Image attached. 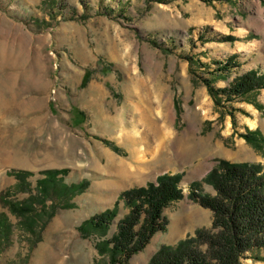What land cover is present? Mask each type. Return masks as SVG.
I'll list each match as a JSON object with an SVG mask.
<instances>
[{
  "label": "rangeland",
  "instance_id": "374dc122",
  "mask_svg": "<svg viewBox=\"0 0 264 264\" xmlns=\"http://www.w3.org/2000/svg\"><path fill=\"white\" fill-rule=\"evenodd\" d=\"M0 46V264H113L122 192L180 174L166 230L129 260L149 264L212 227L192 183L214 194L220 161L264 165V87L217 90L264 73V0H0ZM139 157L133 175L113 165ZM244 256L264 264V247Z\"/></svg>",
  "mask_w": 264,
  "mask_h": 264
},
{
  "label": "trees",
  "instance_id": "16d2710c",
  "mask_svg": "<svg viewBox=\"0 0 264 264\" xmlns=\"http://www.w3.org/2000/svg\"><path fill=\"white\" fill-rule=\"evenodd\" d=\"M88 81L87 76L83 85ZM209 87L216 97V90ZM260 87H264V73L252 70L228 88L217 90L226 99H233ZM247 140L254 143L250 137ZM180 180V174H163L154 182L122 192L129 213L119 221L117 232L108 240L113 264H130V258L142 251L156 232L166 230L168 219L164 209L184 197ZM203 181L215 193L205 192L202 182H195L190 185L189 196L212 210V227L197 230L195 236L176 246L163 245L149 264H242L246 252L264 247V165L222 160ZM116 211L113 208L97 215L91 225L104 230L116 217ZM13 212L25 214L28 209Z\"/></svg>",
  "mask_w": 264,
  "mask_h": 264
},
{
  "label": "bare ground",
  "instance_id": "6f19581e",
  "mask_svg": "<svg viewBox=\"0 0 264 264\" xmlns=\"http://www.w3.org/2000/svg\"><path fill=\"white\" fill-rule=\"evenodd\" d=\"M2 47V48H1ZM3 46H0V54H2L3 53ZM2 51V52H1ZM170 113V112H169ZM161 119V118H160ZM163 119V118H162ZM161 119V120H162ZM164 120H165V118H164ZM161 134V133H160ZM160 134H159V136H160ZM163 134V133H162ZM164 135V134H163ZM163 135H161L162 137H163ZM166 139H167V137L166 136H164ZM164 138V139H165ZM156 141L157 140H159V138L158 139H155ZM155 142V141H154ZM164 147L165 146H163V144H161V143H158L157 145H155L153 148H152V150H151V154H153V155H155L156 157H157V160H158V158H162L161 156H162V154L164 155V152H165V149H164ZM156 157H154V158H156ZM138 159H140V160H138ZM137 160H138V164L139 165H133V163H134V161H133V163L131 164V163H124V162H119V163H114L113 165L115 166V169L118 171V173H121V174H123L124 176L126 175H133L134 173H138V172H141L143 169H145V165L148 163V162H146L145 160H142L140 157L138 158ZM134 160V159H133ZM156 160V159H155ZM193 215V214H192ZM197 216V215H196ZM191 217H194V215L193 216H188V218L186 219V220H184L183 222H182V227H181V229H183L186 225H190L191 223H193L192 222V220H190L191 219ZM196 218V217H195ZM197 219V218H196ZM196 219H194V220H196ZM189 224H188V223ZM187 223V224H186ZM180 225V224H179ZM180 227L179 228H177V231H179L180 230ZM188 227V226H187ZM190 227V226H189ZM182 230H180V232H181Z\"/></svg>",
  "mask_w": 264,
  "mask_h": 264
}]
</instances>
